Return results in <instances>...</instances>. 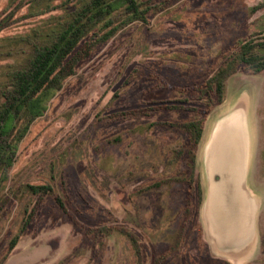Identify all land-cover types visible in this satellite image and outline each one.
I'll return each instance as SVG.
<instances>
[{
	"label": "rangeland",
	"instance_id": "1",
	"mask_svg": "<svg viewBox=\"0 0 264 264\" xmlns=\"http://www.w3.org/2000/svg\"><path fill=\"white\" fill-rule=\"evenodd\" d=\"M12 1L0 0V20L9 18L0 32V102L9 72L27 65L33 43H50L74 9L62 6L65 0H31L30 8ZM263 3L181 0L149 24L123 29L83 62L0 174V200L12 201L0 215V264H158L170 248L162 264H264V73L231 77L226 101L208 118L198 152L203 200L194 220H186L172 185L148 191L176 176L173 153L185 139L180 126L193 116L173 109L124 115L190 98L180 89L206 78L220 48L264 38V9L252 13ZM238 108L250 135L248 187L258 212L251 245L231 254L208 231L202 154L218 122ZM42 185L53 193L21 233L37 200L29 187ZM16 236L21 240L10 252Z\"/></svg>",
	"mask_w": 264,
	"mask_h": 264
},
{
	"label": "trees",
	"instance_id": "2",
	"mask_svg": "<svg viewBox=\"0 0 264 264\" xmlns=\"http://www.w3.org/2000/svg\"><path fill=\"white\" fill-rule=\"evenodd\" d=\"M180 1L86 0L81 3L77 0H65L62 6L74 9L63 22L61 21V27L54 39L47 44L33 43L27 65L9 72V82L1 92L0 174L7 164L11 166L13 163L15 150L21 138L46 113L54 95L63 89L70 78L77 75L83 62L91 59L101 47L123 29L136 22L149 24L151 16L160 14ZM12 2L17 4L20 2L19 5L16 4L17 8H30L32 3L31 0H13ZM262 9H264V3L253 7L252 13L256 14ZM8 23L9 18L0 20V32L9 26ZM263 73L264 38L256 40L251 36L240 39L226 47L217 58L211 60L208 75L202 82L190 88L180 89L183 93H192L190 98L180 100L173 106L157 104L159 106L124 114L125 116H142L148 115L149 111L173 109L176 112H190L193 116L191 120L180 126L185 139L181 148L173 153L174 168L177 169L176 176L170 181H161L148 188V191H159L165 185H172L173 191L186 204L184 210L186 220L190 221L191 218L194 220V217L190 215L193 212L195 214L197 206L203 200V184L201 177L198 176V151L209 116L227 99V81L238 74L259 76ZM29 189L37 200L34 208L26 211L27 217L21 233H24L36 218L43 199L53 193L51 185L30 186ZM145 191L141 189L139 194ZM2 199L0 215L12 204L8 198ZM56 202L71 218L72 216L60 200ZM91 231L99 232L96 229H88L89 233ZM20 240L21 236L14 238L10 252L15 250ZM174 250L170 248L158 256L156 260L158 264L164 263Z\"/></svg>",
	"mask_w": 264,
	"mask_h": 264
},
{
	"label": "water",
	"instance_id": "3",
	"mask_svg": "<svg viewBox=\"0 0 264 264\" xmlns=\"http://www.w3.org/2000/svg\"><path fill=\"white\" fill-rule=\"evenodd\" d=\"M240 108L222 118L202 158L208 196L205 220L223 252H244L252 243L258 204L248 187L250 135Z\"/></svg>",
	"mask_w": 264,
	"mask_h": 264
},
{
	"label": "crops",
	"instance_id": "4",
	"mask_svg": "<svg viewBox=\"0 0 264 264\" xmlns=\"http://www.w3.org/2000/svg\"><path fill=\"white\" fill-rule=\"evenodd\" d=\"M221 49L224 50L225 48L223 47V48H220V50H221ZM222 50H221V51H222ZM221 51H220V53H221ZM215 57H216V56H215ZM211 59H212V58H211ZM208 61H210V60H208ZM208 61H207V60H203L202 63L207 64ZM191 76H192V75H190L189 77H191ZM205 131H206V129H205ZM204 136H205V134H204ZM203 139H205V138L203 137ZM203 141H204V140H202V143H203ZM209 141H210V137H209L208 142H209ZM202 143H201V144H202ZM200 146H201V145H200ZM199 150H200V149H199ZM198 152H199V151H198ZM198 157H199V153H198ZM197 162H198V161H197Z\"/></svg>",
	"mask_w": 264,
	"mask_h": 264
}]
</instances>
